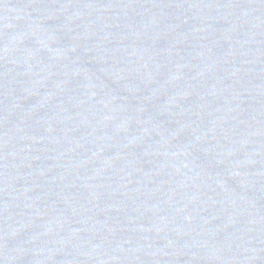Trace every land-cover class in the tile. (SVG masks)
I'll return each instance as SVG.
<instances>
[{"label":"water","instance_id":"1","mask_svg":"<svg viewBox=\"0 0 264 264\" xmlns=\"http://www.w3.org/2000/svg\"><path fill=\"white\" fill-rule=\"evenodd\" d=\"M0 264H264V0H0Z\"/></svg>","mask_w":264,"mask_h":264}]
</instances>
